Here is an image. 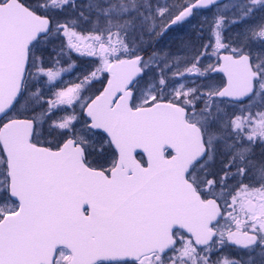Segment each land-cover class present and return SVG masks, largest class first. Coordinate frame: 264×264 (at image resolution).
<instances>
[{
    "label": "snow or ice",
    "instance_id": "snow-or-ice-1",
    "mask_svg": "<svg viewBox=\"0 0 264 264\" xmlns=\"http://www.w3.org/2000/svg\"><path fill=\"white\" fill-rule=\"evenodd\" d=\"M198 9L208 43L141 55ZM61 35L94 63L65 89ZM257 144L264 0H0V264H264ZM226 245L246 259H213Z\"/></svg>",
    "mask_w": 264,
    "mask_h": 264
},
{
    "label": "flooded vegetation",
    "instance_id": "flooded-vegetation-1",
    "mask_svg": "<svg viewBox=\"0 0 264 264\" xmlns=\"http://www.w3.org/2000/svg\"><path fill=\"white\" fill-rule=\"evenodd\" d=\"M182 1V2H181ZM186 0H174V3L177 7L175 10L179 9L182 4H184ZM212 16V12L207 11H198L192 17L185 20L183 23L177 24L173 27L166 35L155 44L154 41L150 44V46L146 47V51L142 52L141 54L145 53L146 59L149 55H151L154 51H158L161 49V46L167 45L173 48V55L177 56L180 59H183L184 56L190 55L192 46L194 45L197 48H200L202 44H206L209 42L210 33L207 27H204L203 32L199 31L200 25L203 21L208 18L210 19ZM238 29L233 28L231 32H227V36H234L235 32ZM147 44V43H146ZM202 50V49H201ZM211 52V49H209ZM148 54V55H146ZM205 63L215 62V58L213 57L211 60L205 59ZM216 82H221L224 80V77L221 74H214ZM264 152V147L257 144L255 147V153L257 158H259L260 154ZM138 158L145 159L143 155H139ZM223 256H214L213 259H241L247 257V253L241 250L238 247H234L232 245H226L223 247L222 250H219L217 254ZM258 252V250H257ZM256 257L257 262H259L260 257L256 253H252Z\"/></svg>",
    "mask_w": 264,
    "mask_h": 264
},
{
    "label": "rangeland",
    "instance_id": "rangeland-1",
    "mask_svg": "<svg viewBox=\"0 0 264 264\" xmlns=\"http://www.w3.org/2000/svg\"><path fill=\"white\" fill-rule=\"evenodd\" d=\"M182 2V1H181ZM76 3L77 5H80V4H83L85 3V0H76ZM177 7V6H175ZM171 8L173 11H174V8L172 7H169ZM61 19H63V16L61 17ZM89 26L86 25V27H83L81 26L80 28L76 29L78 32H82L83 35H85V33L87 32V28ZM88 35V33L86 34V36ZM57 42H61V43H64V46L65 47H70V44L67 40V38H64L63 37L61 38H58L56 39ZM74 50V49H72ZM155 53H158L160 55H163L164 53H170L173 55V48L171 46H167V45H163L161 46V49L158 50L157 52L154 51ZM75 54L77 56H81L83 57L84 55H81L79 52L75 51ZM84 60L86 62H90L89 59H92V58H89L87 56H84L83 57ZM60 57L57 59V63H60V64H63L64 67H67L68 65L74 63L72 65L71 68H69L68 70L69 71H62V70H55L60 74L58 77H57V81H56V84H57V89H65V88H69V87H73L75 86L76 84H79L86 75L89 74V72L93 69L94 67V63H88L87 65H84V63H75L78 61L77 57L73 56V59L69 61V57H64L63 59L59 60ZM47 63L49 64V62L47 61ZM56 65V64H55ZM56 67V66H55ZM73 70V71H71ZM98 82V81H96ZM96 82H93V83H96ZM93 83L89 89L88 92L85 93V98H87V96L90 94L91 92V88L93 86ZM219 83V82H218ZM57 89H54V90H57ZM241 106H235V110L238 112L239 111V108ZM233 109H229V111H232ZM255 111V109H254Z\"/></svg>",
    "mask_w": 264,
    "mask_h": 264
},
{
    "label": "trees",
    "instance_id": "trees-1",
    "mask_svg": "<svg viewBox=\"0 0 264 264\" xmlns=\"http://www.w3.org/2000/svg\"><path fill=\"white\" fill-rule=\"evenodd\" d=\"M169 5H171V3H169ZM172 7V6H169ZM58 46L53 47V49L55 50V53H57L58 55L64 56V57H69V61L73 59V50H71L69 47H65L64 43H61L60 41L58 42ZM54 44V43H53ZM215 256H223L221 255V252H219V255L216 254Z\"/></svg>",
    "mask_w": 264,
    "mask_h": 264
},
{
    "label": "water",
    "instance_id": "water-1",
    "mask_svg": "<svg viewBox=\"0 0 264 264\" xmlns=\"http://www.w3.org/2000/svg\"><path fill=\"white\" fill-rule=\"evenodd\" d=\"M198 10H205V9H198ZM175 25H172V27H174ZM223 74V73H222ZM225 80H226V77H225ZM106 86V85H105ZM138 152H141V150H138ZM142 154V152H141ZM146 158V156H144Z\"/></svg>",
    "mask_w": 264,
    "mask_h": 264
}]
</instances>
